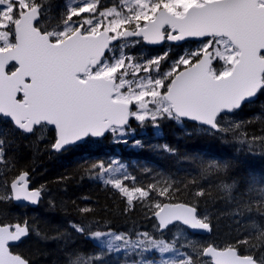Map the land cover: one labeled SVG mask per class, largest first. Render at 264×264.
Masks as SVG:
<instances>
[{
	"label": "snow or ice",
	"instance_id": "obj_1",
	"mask_svg": "<svg viewBox=\"0 0 264 264\" xmlns=\"http://www.w3.org/2000/svg\"><path fill=\"white\" fill-rule=\"evenodd\" d=\"M137 45L167 47L145 59L125 51ZM0 53V205L39 206L49 196L20 164L40 143L59 154L109 139L128 144L133 124L160 129L172 122L239 152L224 160L186 156L198 176L147 184L118 159L84 157V175L109 186L124 212L144 210L155 233H117L106 220L87 221L95 209L77 206L81 219L69 221L70 231L49 236L34 220L13 221L0 211V264H34L18 250L33 234L63 244L62 264H106L121 251L138 257L125 264H156L146 258L151 252L159 264H264V181L240 175L244 159L264 156V0H68L59 10L56 0H0ZM248 108L254 111L244 119ZM257 122L259 132H250ZM133 147L144 145L136 139ZM157 148L178 151L167 143ZM207 180L214 188L201 184ZM216 199L230 205L220 214L232 221L229 240L164 239L177 224L216 232L220 216L201 209ZM81 237L104 246L84 254L73 243Z\"/></svg>",
	"mask_w": 264,
	"mask_h": 264
},
{
	"label": "trees",
	"instance_id": "obj_2",
	"mask_svg": "<svg viewBox=\"0 0 264 264\" xmlns=\"http://www.w3.org/2000/svg\"><path fill=\"white\" fill-rule=\"evenodd\" d=\"M56 2L57 10H59L68 0H56ZM140 46L149 55H158L163 52L164 47H167L151 49L144 45ZM194 46L197 45H190V47ZM125 51L134 56L137 53L136 50L129 48H126ZM172 51L175 53L180 49L173 48ZM253 111V108L246 109L242 114L243 118L251 119L248 113ZM2 123L0 122V124ZM133 127L136 128V133L129 138L128 144L113 143L109 139L82 151L73 149L61 154L47 150L43 143H40L35 151L29 148L23 153L24 159L20 161V164L33 170V181L37 186L45 185L47 187L49 193L47 199L53 200L57 207L54 210L50 209L46 199L37 207L20 206L15 203L0 205V211L7 213L8 218L13 221L25 217L30 222L34 220L35 226L42 235L49 236H55L58 231H70L69 221L81 219L75 212L77 206H89L95 209L87 221L106 220L110 228L117 233L134 234L138 231L155 233L153 227L155 221L150 215L146 218L144 210L124 212L121 200L109 190V186L100 180L89 179L84 175L80 167L84 157L93 159L99 157L104 160L116 157L127 166V171L135 175L139 182L147 184L160 178L170 177L175 181L182 182L198 176L197 166L192 160L186 159V156L201 155L206 159L224 160L239 155L236 146L224 143L218 138L212 139L204 133L186 135V129L191 131L190 125L181 126L172 122H164L160 129L151 126L141 129L135 124ZM260 127L261 125L257 122L256 126L249 131L258 133ZM136 139L142 142L143 148L133 147V141ZM164 143L175 147L178 150L177 154L170 155L158 150L157 146ZM145 167L151 169V172L144 173ZM240 175L245 178L254 176L258 180L264 181V156L257 153L244 159L240 166ZM215 183L214 180L201 181L205 187L212 185L214 188ZM213 194L215 195V192ZM84 197L88 199H82ZM229 207L230 205L221 199L201 204L202 210L206 209L214 216H220L218 228L213 234L194 235L187 228L177 224L165 231L163 237L168 241L176 239L180 243L187 238L202 244L214 242L217 245H222L233 235L229 228L232 221L226 215H220L225 213ZM73 243L84 254L97 253L101 250V247L93 240L84 237L75 238ZM19 247V251L31 255L34 264H62L64 246L59 241L42 240L33 234L26 238ZM149 257L154 261L159 259L156 252H151ZM134 259H136L134 254L128 256L124 252H112L105 257L106 264H125L126 261Z\"/></svg>",
	"mask_w": 264,
	"mask_h": 264
},
{
	"label": "rangeland",
	"instance_id": "obj_3",
	"mask_svg": "<svg viewBox=\"0 0 264 264\" xmlns=\"http://www.w3.org/2000/svg\"><path fill=\"white\" fill-rule=\"evenodd\" d=\"M194 47H196V46H194ZM129 49H131V50H136L137 53H136L135 56L143 57V58H145V59H147V58H149V57H152V56H158V55H161V54H162V52H161V53L158 54V55H149L148 52H147L146 50H144V48H142L140 45H137V46H130ZM148 56H149V57H148ZM111 159H118V158L113 157V158H111ZM109 160H110V159H109ZM100 181H102V180H100ZM102 182H103V181H102ZM93 241H94L99 247H101V248L104 246V245L102 244V242L95 241V240H93ZM117 243H119V242H117ZM121 252H123V251H121ZM116 253H119V252H116ZM150 254H151V253H147V254H146V258H147V259H153V258L149 257ZM136 259H138L137 256H136ZM155 262H156V264H159V259H158V261H156V259H155Z\"/></svg>",
	"mask_w": 264,
	"mask_h": 264
},
{
	"label": "water",
	"instance_id": "obj_4",
	"mask_svg": "<svg viewBox=\"0 0 264 264\" xmlns=\"http://www.w3.org/2000/svg\"><path fill=\"white\" fill-rule=\"evenodd\" d=\"M146 46V45H144ZM148 48H159L161 46H146ZM0 55H3L2 53H0ZM6 73L4 71V68L2 66H0V77H3L5 76ZM28 206H31V207H37V206H32V205H28ZM182 226V225H181ZM184 227V226H183ZM190 233L194 234V235H199V236H206V235H209V233L207 232H203V231H192L190 229H188Z\"/></svg>",
	"mask_w": 264,
	"mask_h": 264
}]
</instances>
